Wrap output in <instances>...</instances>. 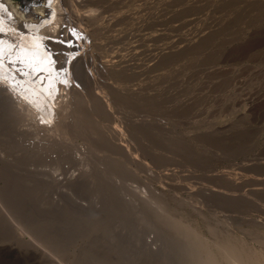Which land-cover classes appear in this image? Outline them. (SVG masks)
Here are the masks:
<instances>
[{
  "label": "rangeland",
  "instance_id": "obj_1",
  "mask_svg": "<svg viewBox=\"0 0 264 264\" xmlns=\"http://www.w3.org/2000/svg\"><path fill=\"white\" fill-rule=\"evenodd\" d=\"M64 6L82 83L58 136L0 125V264H199L189 224L264 250V0Z\"/></svg>",
  "mask_w": 264,
  "mask_h": 264
},
{
  "label": "bare ground",
  "instance_id": "obj_2",
  "mask_svg": "<svg viewBox=\"0 0 264 264\" xmlns=\"http://www.w3.org/2000/svg\"><path fill=\"white\" fill-rule=\"evenodd\" d=\"M39 1L22 10L0 0V103L6 107L0 125L12 118L22 133L56 137L69 124L67 110L82 83V63L73 61V52L86 37L61 23L70 0ZM187 234L195 239L199 264H264V250L230 236L214 241L190 224Z\"/></svg>",
  "mask_w": 264,
  "mask_h": 264
}]
</instances>
